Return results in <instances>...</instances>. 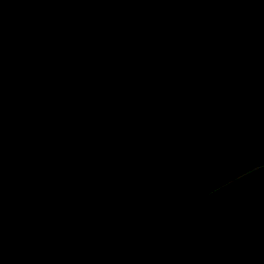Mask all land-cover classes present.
Here are the masks:
<instances>
[{"label": "water", "instance_id": "obj_1", "mask_svg": "<svg viewBox=\"0 0 264 264\" xmlns=\"http://www.w3.org/2000/svg\"><path fill=\"white\" fill-rule=\"evenodd\" d=\"M0 264H264V0H0Z\"/></svg>", "mask_w": 264, "mask_h": 264}]
</instances>
